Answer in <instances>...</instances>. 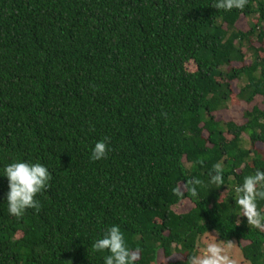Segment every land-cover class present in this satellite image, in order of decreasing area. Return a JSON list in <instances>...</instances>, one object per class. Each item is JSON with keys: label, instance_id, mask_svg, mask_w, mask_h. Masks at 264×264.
I'll list each match as a JSON object with an SVG mask.
<instances>
[{"label": "trees", "instance_id": "1", "mask_svg": "<svg viewBox=\"0 0 264 264\" xmlns=\"http://www.w3.org/2000/svg\"><path fill=\"white\" fill-rule=\"evenodd\" d=\"M213 5L0 0V169L19 158L52 172L37 196L41 210L22 218L8 214L0 177V264H103L91 245L111 224L142 249L141 264H154L159 251L170 257L177 244L194 251L209 232L264 264V231L226 218L231 197L218 202L264 167V0H248L243 11ZM240 16L247 30L237 28ZM256 97L262 105L245 110L242 123L216 118L232 98ZM104 137L108 157L90 160ZM197 159L202 166L186 167ZM218 161L226 185L176 212L177 180H206ZM179 255L174 264L186 262Z\"/></svg>", "mask_w": 264, "mask_h": 264}, {"label": "clouds", "instance_id": "2", "mask_svg": "<svg viewBox=\"0 0 264 264\" xmlns=\"http://www.w3.org/2000/svg\"><path fill=\"white\" fill-rule=\"evenodd\" d=\"M248 0H214L213 7L225 12L233 9L243 11ZM111 148L109 137H104L94 143L90 152V160L100 161L108 157ZM203 159L189 162L186 167L194 168L203 165ZM0 177L7 179V191L4 194L8 214L15 218H22L27 210L36 213L41 210V202L37 196L50 187L52 172L49 167L37 161L14 159L0 169ZM181 183L177 180L173 187V195L179 205H197L202 200L201 193L207 194L209 189L226 185L225 167L222 161L212 166L207 179L197 175H183ZM204 195V196H205ZM235 206L224 210L226 218L235 214L246 218L248 226L254 230L264 231V167H257L242 180L233 184L231 191H226L219 197V203H226L228 198ZM240 221L237 220L236 223ZM209 234V233H208ZM212 239L198 242L196 250L185 253L183 245L177 244L174 254H187L185 264H237V260L230 255L231 243L217 236L209 235ZM93 252L103 253V264H141L142 249L129 243L119 224L105 226L92 242Z\"/></svg>", "mask_w": 264, "mask_h": 264}, {"label": "rangeland", "instance_id": "3", "mask_svg": "<svg viewBox=\"0 0 264 264\" xmlns=\"http://www.w3.org/2000/svg\"><path fill=\"white\" fill-rule=\"evenodd\" d=\"M255 19V18H253ZM237 28L241 30H247L249 27V18H246L244 16H240L237 23H236ZM257 45V44H256ZM249 62V55H247V58L245 60V63ZM234 66H241V63H234ZM186 67L188 70H195V64L190 61L186 64ZM231 88L234 92L238 91V84L235 80L231 81ZM232 100L235 101L233 105H230L228 108L217 111L215 113L216 118L220 120H233L237 123H242L244 121L243 119V112L247 109H250L253 105L261 106V98L256 97L255 100L251 103H246L243 101H237L235 98H232ZM258 149L260 152L264 155V145L263 144H258ZM192 205L191 204H184L183 206H180L179 203L174 206V210L176 212H183L188 210ZM209 235L217 236L215 232H209L202 235L199 239L198 242H202L204 239H212ZM231 243V248H230V255L234 259L237 260V264H250L248 261L243 259V256L241 254V251L238 247V244L236 241L232 240L229 241ZM182 256L179 254H173L170 257H164L162 252L159 251L157 260L154 264H174L176 261L181 260ZM180 264H185V262H181Z\"/></svg>", "mask_w": 264, "mask_h": 264}]
</instances>
